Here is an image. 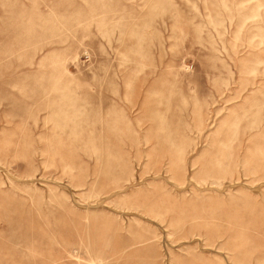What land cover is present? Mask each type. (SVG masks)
<instances>
[{
  "label": "rangeland",
  "instance_id": "1",
  "mask_svg": "<svg viewBox=\"0 0 264 264\" xmlns=\"http://www.w3.org/2000/svg\"><path fill=\"white\" fill-rule=\"evenodd\" d=\"M0 264H264V0H0Z\"/></svg>",
  "mask_w": 264,
  "mask_h": 264
}]
</instances>
